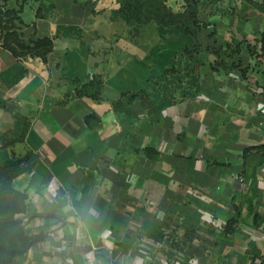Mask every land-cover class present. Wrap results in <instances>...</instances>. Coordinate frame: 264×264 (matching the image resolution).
Returning a JSON list of instances; mask_svg holds the SVG:
<instances>
[{"label":"crops","instance_id":"obj_1","mask_svg":"<svg viewBox=\"0 0 264 264\" xmlns=\"http://www.w3.org/2000/svg\"><path fill=\"white\" fill-rule=\"evenodd\" d=\"M5 4L53 39L0 44V181L30 156L49 233L16 264H264V0Z\"/></svg>","mask_w":264,"mask_h":264},{"label":"trees","instance_id":"obj_2","mask_svg":"<svg viewBox=\"0 0 264 264\" xmlns=\"http://www.w3.org/2000/svg\"><path fill=\"white\" fill-rule=\"evenodd\" d=\"M6 2V0H5ZM0 3V44L11 50L17 57L41 56L47 60V55L53 49V39L44 37L26 40L19 31L18 22H22L20 9L8 8ZM30 158L13 156L3 167L11 168V174L0 181V264H16L18 256L29 248L48 238L49 233L31 232L27 221L34 216L46 214H27L28 193L14 186V178L19 174L30 171L35 163L24 165Z\"/></svg>","mask_w":264,"mask_h":264},{"label":"built area","instance_id":"obj_3","mask_svg":"<svg viewBox=\"0 0 264 264\" xmlns=\"http://www.w3.org/2000/svg\"><path fill=\"white\" fill-rule=\"evenodd\" d=\"M160 245V243H158Z\"/></svg>","mask_w":264,"mask_h":264}]
</instances>
